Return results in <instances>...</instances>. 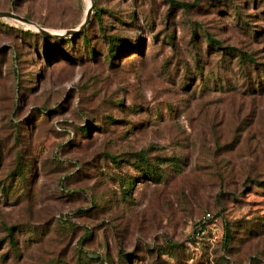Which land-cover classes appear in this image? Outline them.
Instances as JSON below:
<instances>
[{
	"label": "rangeland",
	"instance_id": "obj_1",
	"mask_svg": "<svg viewBox=\"0 0 264 264\" xmlns=\"http://www.w3.org/2000/svg\"><path fill=\"white\" fill-rule=\"evenodd\" d=\"M176 1L94 0L88 45L37 24L74 28L90 0H0L37 23L0 16V178L29 166L0 182V264H178L167 242L208 211L264 264V0ZM141 149L160 182L122 159Z\"/></svg>",
	"mask_w": 264,
	"mask_h": 264
},
{
	"label": "trees",
	"instance_id": "obj_2",
	"mask_svg": "<svg viewBox=\"0 0 264 264\" xmlns=\"http://www.w3.org/2000/svg\"><path fill=\"white\" fill-rule=\"evenodd\" d=\"M96 2H97V0H96ZM171 2L173 4L181 5L183 7H191L192 5H194V3L186 2V1L171 0ZM93 13L95 14V17L98 21V24H101L103 22V15L101 13V8H98L94 5ZM99 26H101V29H104L102 25H99ZM85 32L86 31L78 32V33L83 34L84 42L86 44H88L90 39L88 38V34H86ZM26 33L30 34L31 32L26 31ZM44 36L45 37H52V36H49L47 34H44ZM108 38H109L108 39V47H109L108 53H113V52H115L116 48L118 47V44H116V42H115L117 40V37L114 38V36H109ZM210 40L212 42L216 43V45L218 47H220L221 44H220L219 40H217L215 38H211V37H210ZM69 42H71V40ZM226 48L230 49V50L233 49V48H230L229 46H227ZM90 53H91V50H90ZM243 55L245 57L249 56V54L246 52H244ZM15 73H16V75H18V83H19L20 82L19 81L20 74H19V71L17 68H15ZM18 86H20V85H18ZM45 107L46 106H42V108H41L43 112L47 111V108H45ZM15 125H16V123H15ZM88 126H89L88 122H86L85 124H78L77 130L82 131V132H86ZM63 130H65V129H63ZM6 139L7 138H3L2 142L7 141ZM64 144H66V143H62L61 146L62 147L65 146ZM6 145L9 146L8 144H6ZM147 152H148L147 149H141L135 153L134 160H128L129 157L128 158H122V159H126L125 163H129V164L132 163L133 165H135V168L137 169L136 171L138 172V174H143L145 177L146 176H149V177L152 176L153 179H155V180L158 179L157 181L160 182L161 172L166 171V169L161 168L159 162L152 160L151 157L146 154ZM19 155H21V152H19ZM106 155H108L109 157H112V159L116 163H118V161H119L118 155L111 154V153H107ZM27 167H29L28 161H23L22 164L20 166H17L13 170V172L10 174L11 177L9 178V180H5V178H0V182L3 183L2 186L5 188L6 191H10L13 188V191L17 192L19 190V188H21V187L26 188V186H27V183L25 181L26 179L24 180V182H19V179H18V181L14 182V179L16 178V174L20 175V176L21 175L25 176V178H26V175L28 173ZM73 173L74 172H71L70 174H68L66 176L69 177ZM12 175H13V177H12ZM132 176L133 175H129L125 179L122 178V176H121L122 181H120V182L121 183L126 182L129 191H131V187H133V185L135 183V178L133 179ZM64 181H65V179H64ZM258 181H260V180H258ZM219 214H221V213L220 212L215 213V217L219 216ZM223 228H224V232H223L222 237L219 240H216L215 242H212L207 237H204V236L200 237L196 233H194L193 236L189 235L187 240H183L182 242L169 240L167 242V244L169 246L175 247L176 250L178 249L179 253L177 254V256L181 257V260H183V262L178 261V264H200L206 260H209L211 258V256H212V260L214 259L217 264H237V262L234 261L232 258V254L234 253L233 236H234L235 229H234V227H232V225H229V222L227 220L224 223ZM10 235L12 238L14 237L12 231H10ZM188 241H190L191 244L199 246L200 247V253L197 254L196 250L194 248H192L191 244ZM120 252H121V255L125 258V260H127V258L130 257V255H128V252L123 251V250H121ZM160 252L161 251H158V253H160ZM213 256H214V258H213ZM85 259H86V257H85ZM86 262L88 263L87 260H86ZM103 262H105V261L103 260Z\"/></svg>",
	"mask_w": 264,
	"mask_h": 264
},
{
	"label": "built area",
	"instance_id": "obj_3",
	"mask_svg": "<svg viewBox=\"0 0 264 264\" xmlns=\"http://www.w3.org/2000/svg\"><path fill=\"white\" fill-rule=\"evenodd\" d=\"M217 217L215 214L211 213L210 211L206 212L199 220L198 223L196 222L194 231L192 232L191 236L196 233L198 236H204L209 238L212 242L216 239H220L223 235L224 228L219 227ZM190 243V241H188ZM191 244V243H190ZM192 248L196 250V253H200V247L194 244H191ZM200 264H214L212 260V256L209 260H206Z\"/></svg>",
	"mask_w": 264,
	"mask_h": 264
},
{
	"label": "water",
	"instance_id": "obj_4",
	"mask_svg": "<svg viewBox=\"0 0 264 264\" xmlns=\"http://www.w3.org/2000/svg\"><path fill=\"white\" fill-rule=\"evenodd\" d=\"M94 3H95L94 0H91V3H90V5L88 6V8L86 10V15H85L84 19L82 20V22L78 26H76L74 28L67 29L64 32H58V31L52 32L48 28L37 24L36 22L31 20L30 18H28L26 16H23V15H21L19 13H16L14 11H11V10H1L0 9V16L12 17V18H16V19H19V20H22V21H25V22L35 23V24H37L39 26V30L42 33L50 35V36L62 37V36H69V35L75 34L77 32H81L82 30L85 29V27L87 26V24L91 20V15L93 13Z\"/></svg>",
	"mask_w": 264,
	"mask_h": 264
},
{
	"label": "bare ground",
	"instance_id": "obj_5",
	"mask_svg": "<svg viewBox=\"0 0 264 264\" xmlns=\"http://www.w3.org/2000/svg\"><path fill=\"white\" fill-rule=\"evenodd\" d=\"M90 3H91V0H90ZM28 23V25H31V24H35V23H30V22H27ZM38 29H39V27H37Z\"/></svg>",
	"mask_w": 264,
	"mask_h": 264
}]
</instances>
